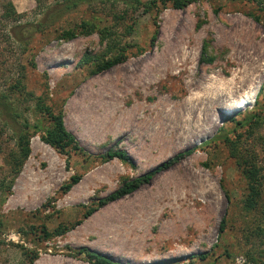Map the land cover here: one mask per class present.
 I'll return each mask as SVG.
<instances>
[{
	"label": "rangeland",
	"instance_id": "obj_1",
	"mask_svg": "<svg viewBox=\"0 0 264 264\" xmlns=\"http://www.w3.org/2000/svg\"><path fill=\"white\" fill-rule=\"evenodd\" d=\"M156 1L146 10L137 0H90L51 16L65 0H0V99L9 107L0 104V264H92L69 247L120 264H264V0ZM10 2L17 17L6 16ZM43 105L86 152L123 150L133 162L59 151L32 128L53 125ZM252 116L253 128L232 121ZM24 133L30 153L16 173L10 155ZM235 149L255 153L257 208L245 205L249 179ZM66 226L44 236L43 227Z\"/></svg>",
	"mask_w": 264,
	"mask_h": 264
},
{
	"label": "trees",
	"instance_id": "obj_2",
	"mask_svg": "<svg viewBox=\"0 0 264 264\" xmlns=\"http://www.w3.org/2000/svg\"><path fill=\"white\" fill-rule=\"evenodd\" d=\"M87 1H90V0H65V2L59 3L56 7H54L51 13V16H64L68 12L73 10L74 8L78 7L79 5ZM170 1H172L175 7L182 8L190 4L194 0H170ZM164 2H167V0H164ZM137 3L139 4V6L140 5L146 6V10H151L153 8L151 5L152 4L155 5L157 1L156 0H149V1L137 0ZM9 6H11V9L13 12L12 14L7 13L6 16L10 17L11 15L14 14L17 17L19 13H17L13 3L10 2L8 7ZM75 35H76L75 32H72V33L67 32L64 34V37L69 39ZM119 60L120 59L118 58L115 60L107 61L104 64L99 65L98 68L100 70H104L105 68H109L113 66ZM19 86H20V81L17 83L18 88ZM0 104L3 105L5 109L9 108L7 104L2 101V99H0ZM42 108H43L44 113L53 119V125H44L42 123H39V124L32 126V128L38 131H42L44 133L43 138L45 139V141H47V143L57 148L59 151L64 152L66 154H69L71 150H74L76 152H81L90 160L101 157L102 160L104 161H109L113 158H119L122 161L127 162V163L133 162L132 157L126 151H123V150H115V151L110 150L106 154H102L100 156H94L86 152V150L82 148V146L80 145V142L76 138V136L72 132L67 130L63 122L62 115L61 114L55 115L52 112L51 107L49 106L43 105ZM253 116L242 119V120H236L235 118H232V121L241 127L248 125L250 126V128H253L256 125V123L259 121L258 120L259 118L256 117L255 118L256 121L253 123L252 122ZM29 138L30 137L26 133L20 135L19 141H18L19 151L12 152L10 155V158H11L10 165L12 167V170L16 173L20 170V167L22 166L24 160L27 159L30 153ZM227 140L231 141V139L229 138ZM235 150L236 151L234 154L237 158L238 165L243 168V172L249 179L250 192L246 199L245 205L248 209L257 208L259 205V198L262 192V177H261L262 175H261L260 167H258L257 164L252 162V158L255 157V153L253 154L252 151L249 150L250 155H245V154L239 153V151H237L238 149H235ZM181 156L182 155H178L174 158H171L167 162H164L160 164L159 166H157L156 168H154L149 173H146L144 175H141L139 177H136V178H133L131 180L124 182L121 187H119L116 191L111 193L109 196L100 198V200L98 201L96 205H93V206L87 205L86 207L87 211L85 213V216H90L98 208L108 204L109 202L119 200L123 197H126L136 192L138 189L141 188L143 184L150 183L155 178L156 175H158L159 173L163 171L168 170L171 166L176 164L179 161ZM79 180H80L79 175L73 176L71 182L67 183L64 186V189L69 190L73 185L77 184ZM9 189L10 187L8 188V190ZM224 227H225V218L222 220V223H221V231L224 230ZM68 229L69 227L67 226L60 227L59 229L56 230V232L51 233L48 231L46 227H43V233L45 237H50L53 234H63ZM262 232H264V229H261V233ZM69 249L73 255H76V256L83 255L85 259L92 264H120L112 260L111 258L107 257L106 255L101 254L97 251L91 250L87 247H81L79 249H73L69 247ZM199 256L200 258L203 259L206 257V254L202 253ZM34 260L35 259L32 258L31 263H33ZM160 263H163V262H160Z\"/></svg>",
	"mask_w": 264,
	"mask_h": 264
},
{
	"label": "bare ground",
	"instance_id": "obj_3",
	"mask_svg": "<svg viewBox=\"0 0 264 264\" xmlns=\"http://www.w3.org/2000/svg\"><path fill=\"white\" fill-rule=\"evenodd\" d=\"M244 101H245V102L242 103L241 107H242L245 103L250 102V101H249V97H244ZM238 104H239V103H238Z\"/></svg>",
	"mask_w": 264,
	"mask_h": 264
}]
</instances>
